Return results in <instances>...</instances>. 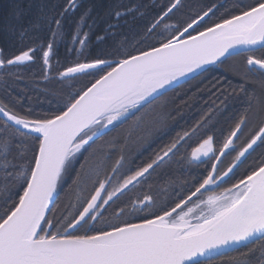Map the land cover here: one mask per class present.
<instances>
[{"label":"snow or ice","instance_id":"obj_1","mask_svg":"<svg viewBox=\"0 0 264 264\" xmlns=\"http://www.w3.org/2000/svg\"><path fill=\"white\" fill-rule=\"evenodd\" d=\"M181 3L172 0L157 13L133 37L132 51L127 37L95 55L88 51L97 26L91 9L75 21L69 18L80 0L50 8L41 5L30 28L46 27L48 35L41 38L34 33L33 46L20 48L11 58L5 59L0 49V69L28 66L39 56L43 79L48 81L53 78L55 49L64 44L67 52L76 53V59L62 66L57 61L55 79L71 86L72 81L91 77L82 88L69 92L55 111L34 114L29 108L22 114L0 102V264H222L226 258L232 264H264V160L229 183L247 156L264 147V119L242 147L237 149L236 144L249 123V112L264 117V92L258 95L253 89L249 94L244 84L239 85L247 97V109L218 151L212 135L189 151L188 141L196 134L193 128L134 168L128 166L131 162L122 148L110 173L102 175L103 159L109 158L104 149H114L119 140L97 141L131 120L124 144L133 132L145 129L148 134L140 139L147 142L164 123L154 112V103L209 66L244 54L245 69L242 73L236 69L237 73L245 81L254 77L264 89V0H235L232 9L215 21L212 17L224 3L180 23L168 22ZM142 7L131 3L109 12L117 23L106 24L97 41L103 44L116 36L114 29L122 17L143 16ZM66 24L74 27L66 28ZM30 28L21 30V39ZM232 153V162L221 170L223 158ZM209 160L214 162L206 174L171 203L166 189L163 201L144 193L117 205L111 219L104 218L112 205L146 183L158 168ZM69 180L75 201L54 222L60 191ZM137 213L147 215L139 217V222L128 219Z\"/></svg>","mask_w":264,"mask_h":264},{"label":"trees","instance_id":"obj_2","mask_svg":"<svg viewBox=\"0 0 264 264\" xmlns=\"http://www.w3.org/2000/svg\"><path fill=\"white\" fill-rule=\"evenodd\" d=\"M183 1L185 0H182L180 5L183 11L179 8V10H174L170 14L168 22L180 23V19L182 20L189 12L196 9L206 10L201 0H191L185 6H183ZM171 2L172 0H80L76 11L69 13V18L70 21H75L81 13L87 9H91V17L97 21V26L92 30L88 48V51L93 55L99 49L106 48L112 45L113 41L122 40L124 37L128 38V50L132 51L133 37L137 33L143 32L153 22L157 13L170 5ZM65 3L66 0H0V49L3 50L4 58H11L13 55L18 54V51L22 47L33 46L34 33L38 34L41 38H45L48 35L46 27H41L40 29L30 28L31 25L36 23L40 15L41 5H47L50 8L52 5L61 6ZM131 3L143 6L141 9L144 13L143 16L137 14L135 19L132 16L122 17L118 22L119 26L114 29L116 36L109 37L103 44L97 41L96 37L103 34L106 24L117 23L107 14L114 10H122L123 6L130 5ZM202 11L200 12L202 13ZM196 14L193 13L191 16H196ZM91 22L92 20L90 19L89 23ZM71 27H74V25L66 24V28ZM25 28H30V30L27 36L21 39V30ZM87 30L85 28V31ZM139 47H144V45H139ZM75 59V52L69 53L64 44L58 45L52 59L53 71L51 75L53 78L48 81L43 79L42 61L39 59V56L35 63L31 65L10 66L8 69H0V102L7 104L9 108L20 111L22 114L27 112L29 108L32 109L34 114L55 111L66 100L69 92L82 88L91 79V77L80 78L72 81L71 86L68 83H61L55 79L56 71L59 70L57 61L62 66L66 61H73ZM223 73L219 67L215 65L211 66L202 75L175 87L174 90L167 92L165 96L157 100L152 107L156 114L163 117V128L159 132H153L147 142L140 139L141 136H147L148 130L145 129L143 132L140 130L133 132L132 139L126 145L124 144L125 137L132 125L131 120L119 125L113 132L104 137L103 140L97 141V144H103L105 141H111L113 137H117L119 140L114 149L111 146L104 149L109 158H101L103 159L104 168L102 175L110 173L113 164L121 155L122 148L126 161L131 162L128 166H139L148 161L153 153L163 146V144L158 145L159 139L168 143L178 134H183L186 131L190 132L193 128L196 129V134L188 141L190 145L189 151H191V148L197 147L199 142L208 135L214 137L215 148L218 151L224 138L227 137L232 128H234L235 123L242 114H245L247 109V97L244 92L240 91L239 85L244 84L249 94L253 90L250 85L248 86L240 80L230 79ZM44 100L50 103L49 108L46 107ZM249 115L252 117L250 112ZM258 128L249 132L246 139L237 145V149L242 147ZM243 132L246 134L245 130ZM28 155L31 156V153L29 152ZM85 155H88V153L86 152ZM234 155L235 153H232L224 157L222 165L228 162V166L232 162ZM262 160H264V147H257L251 155L247 156L244 163L239 166L229 183H234L243 174L257 167ZM211 163L213 161L210 160L202 164L194 163L189 165L181 163L180 166L173 163L158 168L146 183L127 192L116 204L108 209L110 213L108 219H111L112 212L117 205L122 206L130 198H135L138 195L142 196L145 192L156 194L155 198L163 201L164 194L162 190L166 189L168 202L171 203L173 199H178L179 196L185 195L191 185L202 174H206ZM227 166H223L222 169H226ZM2 180L3 174L0 173V182ZM70 184L71 181H67L60 191L57 200L60 207L52 217L54 222L59 221L65 206L69 202L75 201V195ZM9 188L12 191H16L12 185H9ZM84 195H88V192H85ZM2 211L3 202L0 200V212ZM144 215H147V213H144ZM130 220L132 222H139V218ZM102 226L98 225V227ZM238 258L245 259V257ZM226 259L222 264H229Z\"/></svg>","mask_w":264,"mask_h":264},{"label":"flooded vegetation","instance_id":"obj_3","mask_svg":"<svg viewBox=\"0 0 264 264\" xmlns=\"http://www.w3.org/2000/svg\"><path fill=\"white\" fill-rule=\"evenodd\" d=\"M203 4V7L204 9H207L208 7L212 6L213 4H216L217 6H219L221 3H224L225 7L223 8H220L218 12H216V15L212 17V21H215L217 19L220 18V16L222 14L225 13V10L228 9V10H231L232 9V5L235 3V0H201ZM246 2L248 3H251L253 2V0H246ZM212 21H208V22H212ZM257 55H260V53L258 52ZM245 60H246V57L244 54H241V55H236V56H233L232 58L228 59L226 62H224L223 64L217 66L219 67V69L221 71H223L224 75H226L228 78H230V75H232V71L236 70V69H242V72L244 71L245 69ZM226 66V68H224V66ZM251 78H254V77H249V79ZM231 79V78H230ZM243 82V81H242ZM246 83V82H244ZM259 124V123H258ZM257 128V127H256ZM255 128V129H256ZM254 130V129H253ZM251 132V131H250ZM246 139V136L243 132L242 135H240V139L236 141V144L238 145L239 143L242 142V140ZM164 145L166 144V141H162L161 139L158 140V145ZM214 162V161H213ZM228 162H225L221 167L220 169L221 170H224L222 169L223 166H227ZM177 166H180V164H176ZM131 167H136V166H131ZM141 190L143 192H145L142 188ZM146 193V192H145ZM154 197H156L157 195L156 194H152ZM142 215H144V213H137L135 214L134 216H130L128 217V219H135V218H139L141 217ZM105 219H108V217H104ZM229 264H232V261L230 258L226 259Z\"/></svg>","mask_w":264,"mask_h":264},{"label":"rangeland","instance_id":"obj_4","mask_svg":"<svg viewBox=\"0 0 264 264\" xmlns=\"http://www.w3.org/2000/svg\"><path fill=\"white\" fill-rule=\"evenodd\" d=\"M189 1H191V0H185V1H183V6H185L186 3L189 2ZM190 3H191V2H190ZM179 9H181V11H183V9H182L181 6L179 7ZM179 9H178V10H179ZM186 11H187V10H186ZM200 11H202V10L196 9L195 11L189 12V14H187L186 16H184L182 20L180 19V21L182 22V21L188 20V19L190 18V16H191L193 13H195V14L197 13L196 15H198V14L201 13ZM176 13H177V11H176ZM194 16H195V15H194ZM191 17H193V16H191ZM172 19H173V18H172ZM223 66H224V65H223ZM224 68H226V66H224ZM239 71L242 73V69H239ZM230 78H232V79H236V80H240V81H243V82H246V85H248V86L250 85V86L252 87V89H255V92H256V94H258V95L261 94L262 92H264V89H261L259 83L256 81L255 78H251V79H248V81H245L244 79H242L241 75H239V74L237 73L236 70L232 71V75H230ZM44 103L46 104V107L49 108L50 103H49L48 101H45V100H44ZM32 106H33V105H32ZM249 116H250V115H249ZM262 119H263V117H261L260 115H255V116L252 115V117L250 116L249 123H248L247 127L244 128L245 133H246L245 136H247V134H248L250 131H254L256 127L258 128V126L260 125ZM258 123H259V124H258ZM257 128H256V129H257ZM253 129H254V130H253ZM197 147H198V146H197ZM109 214H110V213H109V210H108V211H106V212L104 213V217H109Z\"/></svg>","mask_w":264,"mask_h":264},{"label":"water","instance_id":"obj_5","mask_svg":"<svg viewBox=\"0 0 264 264\" xmlns=\"http://www.w3.org/2000/svg\"><path fill=\"white\" fill-rule=\"evenodd\" d=\"M209 67H211V66H209ZM190 79H191V78H189V80H190ZM181 84H183V82H182ZM181 84H180V85H181ZM176 87H177V86H176ZM0 119H3V118H2V117H0Z\"/></svg>","mask_w":264,"mask_h":264}]
</instances>
